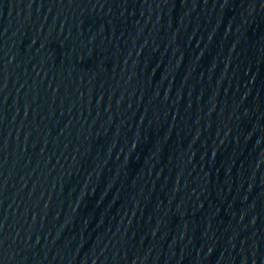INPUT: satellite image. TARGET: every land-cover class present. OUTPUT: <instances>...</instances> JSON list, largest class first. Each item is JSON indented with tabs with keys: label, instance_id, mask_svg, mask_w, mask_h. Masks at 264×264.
<instances>
[{
	"label": "water",
	"instance_id": "obj_1",
	"mask_svg": "<svg viewBox=\"0 0 264 264\" xmlns=\"http://www.w3.org/2000/svg\"><path fill=\"white\" fill-rule=\"evenodd\" d=\"M0 264H264V0H0Z\"/></svg>",
	"mask_w": 264,
	"mask_h": 264
}]
</instances>
